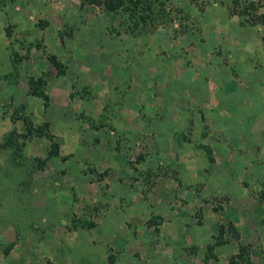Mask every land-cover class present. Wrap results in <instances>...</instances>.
Instances as JSON below:
<instances>
[{
	"label": "rangeland",
	"instance_id": "374dc122",
	"mask_svg": "<svg viewBox=\"0 0 264 264\" xmlns=\"http://www.w3.org/2000/svg\"><path fill=\"white\" fill-rule=\"evenodd\" d=\"M149 3L153 19L136 27L129 13L84 0H0V264H89L73 262L89 247L105 245L97 232L102 215L122 217L128 208L134 217L120 223L135 234L147 228L146 246L171 256L164 264H233L242 246L252 264L262 263L261 231L244 243L233 222H217L230 190L222 168L216 164L214 171L221 156L210 140L226 139L217 108L232 96L240 104L225 107L228 116L264 119V0H143L141 13ZM156 46L177 72L193 79L189 90L197 106L190 124L176 125L175 136L180 151L202 170L198 174L186 171L188 159L178 154L173 163L157 164L162 157L150 140L127 139L118 129L124 105L118 85L127 73L141 71V63L149 77ZM40 78L48 106L31 92V79ZM138 79L134 84L144 89ZM247 128L261 137L264 120ZM248 149L242 157L256 159L255 148L246 155ZM244 187L264 199V173L252 186L244 180ZM158 204L160 212L178 208L186 215L184 227L200 228L204 211L212 213L200 240L207 244L204 258L200 245L188 249L193 258L184 246L169 249L171 241L160 231L171 229V222L152 210ZM139 206L150 214L137 213ZM190 212L194 219L187 220ZM140 219L142 226H136ZM137 236L130 235L129 244ZM217 236L219 257L208 248Z\"/></svg>",
	"mask_w": 264,
	"mask_h": 264
},
{
	"label": "crops",
	"instance_id": "0c3cea01",
	"mask_svg": "<svg viewBox=\"0 0 264 264\" xmlns=\"http://www.w3.org/2000/svg\"><path fill=\"white\" fill-rule=\"evenodd\" d=\"M154 49L152 64H150L152 73L149 77L148 75L146 76L143 69L140 68L143 66V63H141L142 65L140 64V67L136 64L141 71L137 70L138 72L135 74V71L127 73L123 81L118 85V88L121 89L124 94V105H122V116L120 117L121 126H119L118 129H120L122 133L126 131L125 134L128 136L127 139H137V137H140V140H150L151 144L156 148L154 150L158 151L159 155L162 157L157 164H162L164 162L173 163L177 160L175 156L178 154L181 155V158L186 157L188 159V163H185L186 171L197 173L202 170L195 167V159L191 158L192 155L186 150L180 151L175 136V131L177 129L176 125L190 124V120L193 118L192 113H194V106H197L194 105V99H192L194 94L190 93L191 91L189 90L192 88L189 84L193 79L188 75L187 71L184 73L177 72L175 66L168 57L169 55L161 52V50L156 51L158 49L157 46ZM157 59H163L161 61L162 63L159 60L157 61ZM146 61H148V58L145 59V62ZM128 64L132 63L128 61L126 65L128 66ZM139 77L143 79L141 83L144 84V89L134 84ZM155 80L158 81L159 84L156 85ZM145 82L147 85H145ZM107 89L110 90V87H105V91H108ZM207 90L209 94V87ZM221 97L223 99V95H221ZM211 104L213 105V103ZM224 104L228 105L225 106ZM235 104L237 109H239L238 106L240 101L238 97L232 96V99H228V101L222 100L221 105H218V116L221 118L222 124L221 127L218 128L222 130L226 139L212 138L210 142L217 149L218 156H221L220 160L218 159L219 161L217 160V163L213 166L214 171H217L216 164L219 170L222 168L223 173L225 172L226 175L224 177V181L227 182L225 185L228 190H230L229 201L225 203L222 215L217 217V222L218 224L226 223L228 220L233 222L240 231L241 240L246 243L248 242L247 240L252 237L256 229L257 231H261L264 235V199L253 196L251 191L244 187V180L249 182V186H252L256 178L264 173V164L262 163L264 162V133L261 137H258L257 132H252L247 128V124H251L253 121L257 122L258 119H264L259 115L254 118L250 115V117L244 118L242 122L240 113L233 112V114H231L232 116H228V111L224 108L227 106L228 108H233ZM206 108L202 110L207 115L210 111H208V107ZM99 114L100 113L96 114L97 117ZM221 114H224L222 115L223 117H221ZM196 119L199 121L202 120L198 119V117L195 118V120ZM240 124H242L243 129L238 132V127L236 126ZM255 129L257 130L258 128L255 127ZM207 142H209V140ZM247 147L249 149L246 151V155H250V152H252L251 150L253 149L254 151L255 148L256 159L253 160L249 158L248 160L242 157V153H245L244 149ZM241 148L244 152L240 151ZM155 153L156 152H154L153 156L156 157L157 154ZM247 163L249 165H247ZM246 167H248V169H246ZM209 168L210 167L207 169L209 170ZM207 169L203 168V170L208 173ZM84 184L85 182H81L79 186L85 187ZM247 192L249 193L247 194ZM137 200H141V196H137ZM150 202L152 201L150 200ZM150 202L147 203L150 204ZM204 208L206 207L204 206ZM127 210V215L124 214L122 217L109 212L102 215L101 228L99 227L97 232H99L100 236H103L101 242L105 245H101L99 248L97 245L89 247L90 249L86 253L88 255H78L77 258L79 259L76 258L73 263H78L80 259H82L83 263L88 261L89 264H102L101 262H104V264H143L146 262L148 264H164V262L166 263V261H168V258L171 260V256L168 255V257L166 254L162 256V253H156L153 249H150L149 245L146 246L144 236L147 235V228H142V230L140 229L137 231V234H135L136 231L134 230L136 229L129 231V228L123 226L124 224H122V222L124 221L125 223L130 215V209L128 208ZM152 210H154V212L156 210L158 216H165V218L171 222V229L165 230V232L163 230L160 231L161 234H166V238L171 241L169 249L175 251L177 248L182 250L186 247L185 251H189L188 249L192 248L194 245H200V255L198 254V256L201 258L206 256L207 244L202 245V241L200 242V240H205L203 237L205 236L204 231L208 228L206 222L208 217L212 215L209 210L204 211L201 220L202 223H199V226H201L200 228L193 223L189 224L190 227L189 225L185 227L180 225V223H183L180 222V220L186 218V215L183 216L178 208L167 209L165 207L163 211L161 210L160 212V204H158L156 206L154 205ZM143 211L141 206L136 209V212L140 215ZM144 212L145 214H150L147 210ZM191 213L192 212H190L187 220L194 219ZM139 214L135 217L139 218ZM130 216L134 217V214ZM220 218H222V220H220ZM143 219H145V217ZM143 219H140L135 225L142 226L143 223L141 221H143ZM120 221L122 222L120 223ZM130 235H138L137 237L139 238L135 239L137 240L136 243L129 244L131 240L129 237ZM200 235L203 239L199 238ZM139 241L143 242L139 243ZM231 247L234 246L231 245ZM221 248L222 246L220 245L214 249L217 256L221 254ZM150 250L152 251V255H148ZM188 253L190 258H193L194 252L189 251ZM109 256L112 257L108 258ZM151 256L152 259H150ZM216 261L217 264H225L223 261H218V259ZM191 262H193V259L190 260V264ZM204 263L212 264V262L207 263L205 261ZM263 263L264 258L260 264Z\"/></svg>",
	"mask_w": 264,
	"mask_h": 264
},
{
	"label": "trees",
	"instance_id": "16d2710c",
	"mask_svg": "<svg viewBox=\"0 0 264 264\" xmlns=\"http://www.w3.org/2000/svg\"><path fill=\"white\" fill-rule=\"evenodd\" d=\"M87 3L98 5L104 7L106 10L114 11V12H127L129 13L130 17L135 20L136 27H139L141 24H147L149 22V18L153 19L154 16L151 15V12L153 11V6L151 3L146 5V8L148 9L147 13L142 12V4L143 0H84ZM140 12V13H139ZM54 63L56 66L61 68V64L54 60ZM45 85V81L43 79H31L30 86H31V92L34 95H38L46 101V106H48V100L49 96L45 92V90L42 88ZM31 130V129H30ZM44 131L40 132V135H43ZM48 135L51 137V135L48 133ZM57 147V145H54ZM56 154H58V148L55 150ZM225 233V226L222 225L220 227V235ZM217 242L215 245H209V250H214L215 246L221 244V239L219 236H217ZM10 249H7L6 252H9ZM247 246H242L241 251L238 255L234 256L233 264H242V262H245L246 264H252L251 260L248 257L247 254ZM241 261V262H240Z\"/></svg>",
	"mask_w": 264,
	"mask_h": 264
}]
</instances>
